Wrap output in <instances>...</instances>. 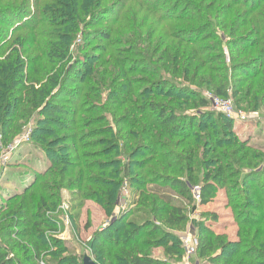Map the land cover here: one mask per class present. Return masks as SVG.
I'll use <instances>...</instances> for the list:
<instances>
[{
    "label": "trees",
    "instance_id": "trees-1",
    "mask_svg": "<svg viewBox=\"0 0 264 264\" xmlns=\"http://www.w3.org/2000/svg\"><path fill=\"white\" fill-rule=\"evenodd\" d=\"M203 89L222 98L230 90L238 105L264 111V0H0V177L22 127L47 160L0 201V238L13 240L9 249L0 240V264H26L17 228L53 209L61 187L109 218L91 238L98 264H182L178 231L195 183L202 204L224 188L239 225L229 241L198 222L200 255L264 264V151L208 109ZM125 180L133 197H119ZM138 213L144 219H129ZM38 217L42 239L39 228L53 229L54 219ZM57 242L55 264H82ZM159 247L163 258L152 254Z\"/></svg>",
    "mask_w": 264,
    "mask_h": 264
},
{
    "label": "rangeland",
    "instance_id": "rangeland-1",
    "mask_svg": "<svg viewBox=\"0 0 264 264\" xmlns=\"http://www.w3.org/2000/svg\"><path fill=\"white\" fill-rule=\"evenodd\" d=\"M89 42L91 45L95 43L92 39H90ZM88 48L90 49V47ZM89 49L87 51H89ZM198 91L205 98H207L205 94L213 96V94L206 89ZM239 96L240 95L234 97L229 90V93L225 95L224 98L230 102L232 107L231 119L233 120L234 132L241 140H245L255 152L264 151V111L260 113L253 112L250 109L245 108V105H238L236 103V99H238ZM211 106L212 105L209 104L208 109L215 113V115L217 113L225 115L222 112L212 109ZM242 116H244V119L241 118ZM195 130H197V126L195 127ZM25 131L26 129L22 127L21 134H19V136H14L11 145L12 148H16L12 153L9 154L8 152L6 154L10 159L11 165L7 166V169H5V172L0 177V193L3 196H0V201H4L5 197H9L13 193L20 191L24 186L28 185L29 182L34 180L33 172L29 167H32L33 170L36 169L37 171H42L47 166L45 154L34 148L33 140L29 136L28 131ZM1 141L2 139L0 136V146H2ZM90 149L99 150L100 146L91 147ZM211 156L212 155L210 154L207 157ZM15 162H18L19 165L15 164ZM244 169L246 168H243L242 170ZM198 176H200L199 173ZM45 181L46 178L44 179V177L40 180L38 179L36 187H34L28 193L29 196L30 194L33 195V201H31L30 197L26 199L31 202L30 205H32L33 202L34 204H38L41 191H38L37 188ZM198 186L199 185H196V183L195 185H189L193 199H191L190 204L188 202L189 200L185 202V204L189 205L187 213L188 217L185 229L183 231H178L180 237L182 234L186 233L187 230H191V235H196L197 223L203 222L204 225L209 227L215 235H223L225 239L229 241H237L238 237L236 236V233L239 229V225L235 221L232 213L233 211L228 204L231 199L226 196L225 189H218V193H216L215 197L207 202V204H202L200 201L196 202L194 200L196 188L197 191L199 190ZM161 189L168 190V187H162ZM50 192L51 190L47 192L46 199L50 197ZM51 193L53 197H61L60 201L56 200L54 202V208L46 212L40 211L38 215L39 217L37 215H35V218L32 217V220L29 221L30 225L28 226V229L26 228V234L25 228H17L22 231V234L17 239V246L23 249L25 251L24 253L27 254V256L24 254L25 260H22V262L26 264H32L34 262V259L32 258L34 257L33 255H35V246L40 245L42 247V242L44 243V241L48 242V247H42V249L39 250V264H55L52 250L54 247H58L59 243L57 241H62L63 245H66V248L62 252L64 255H74L78 261H82V257L84 255H88L92 258L91 238L96 230H100L108 223L109 218L106 217L102 208L96 202L93 200H83L79 198L81 195L77 189L61 187L58 191L52 190ZM119 197H133L129 183L126 182V180L123 182L120 188ZM177 198L180 199L179 197ZM180 200L181 201L176 200L175 203H184L182 201L183 199ZM129 207L131 209H135L137 208V205L130 204ZM135 215L137 216H130L129 219H135L136 217H141L144 219L145 217L141 213ZM213 215H216L215 219L212 218ZM37 217L40 218L41 221L46 220V218L47 220L54 219L53 229L49 230L43 226L39 228V230L41 229L43 231L44 237L42 236V239L38 237L39 233L37 234L38 228L36 224L34 223L32 225ZM0 240L6 249H9V247L13 246V240H11L9 237H1ZM30 248L31 250L29 251ZM162 251L163 249L160 247L155 248L152 250V254L153 256L163 258ZM21 254L22 251H20V254L18 255ZM12 255L13 254L11 253L10 256ZM211 255L212 254H210V257ZM213 255H216V252ZM22 258L24 259L23 256ZM164 258L169 260L167 256ZM259 261L261 260L257 258V255L251 259L252 264H258ZM181 263L212 264L208 260V257L200 255L199 249L196 250L192 256H190L186 263H183L181 259Z\"/></svg>",
    "mask_w": 264,
    "mask_h": 264
},
{
    "label": "built area",
    "instance_id": "built-area-1",
    "mask_svg": "<svg viewBox=\"0 0 264 264\" xmlns=\"http://www.w3.org/2000/svg\"><path fill=\"white\" fill-rule=\"evenodd\" d=\"M205 96L207 97V99L210 102V105L212 109L218 111V112H222L224 113L227 117L231 118V114H232V107L231 104L228 100H225L222 97H218L215 95H208L205 94ZM241 118L244 119V116H242ZM28 138V137H27ZM194 200L196 202L200 201V197L196 188L195 194H194ZM191 230H187L186 233L181 235V241H182V245L184 248V252H183V256H182V262L186 263L188 261V259L190 258V256H192L196 249H197V245H198V240L196 235H191Z\"/></svg>",
    "mask_w": 264,
    "mask_h": 264
},
{
    "label": "water",
    "instance_id": "water-1",
    "mask_svg": "<svg viewBox=\"0 0 264 264\" xmlns=\"http://www.w3.org/2000/svg\"><path fill=\"white\" fill-rule=\"evenodd\" d=\"M82 264H98V263L95 262L90 256L84 255L82 257Z\"/></svg>",
    "mask_w": 264,
    "mask_h": 264
},
{
    "label": "crops",
    "instance_id": "crops-1",
    "mask_svg": "<svg viewBox=\"0 0 264 264\" xmlns=\"http://www.w3.org/2000/svg\"><path fill=\"white\" fill-rule=\"evenodd\" d=\"M155 257H157V256H155Z\"/></svg>",
    "mask_w": 264,
    "mask_h": 264
}]
</instances>
